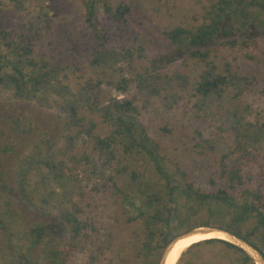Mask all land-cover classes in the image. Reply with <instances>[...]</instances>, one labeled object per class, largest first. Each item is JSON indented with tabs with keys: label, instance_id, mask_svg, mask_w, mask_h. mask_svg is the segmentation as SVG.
<instances>
[{
	"label": "rangeland",
	"instance_id": "1",
	"mask_svg": "<svg viewBox=\"0 0 264 264\" xmlns=\"http://www.w3.org/2000/svg\"><path fill=\"white\" fill-rule=\"evenodd\" d=\"M85 1L0 0L3 27L31 43L34 60L45 62L51 76L50 85L30 100L15 99L10 83L0 85V218L5 227H0V254L7 256L0 258V264H20L16 254H30L37 260L47 254L48 246L30 247V238L23 234L36 224L53 235L65 264L150 262L136 254L144 239L143 226L139 219L130 218L136 216L134 206L143 196L132 186L130 174L152 180V167L143 155L125 153L122 144L96 147L95 137L111 135L112 127L88 107L92 99L86 103L88 78L102 81L100 106L112 98L132 102L134 120L158 143L157 151L171 172L179 168L185 181L210 191L230 184L222 170H236L243 180V185H237V197L246 188L260 190L264 204V27L235 25L231 34H219L214 45L202 47L210 51L216 72L257 77L248 89L234 80L221 96L204 97L194 87L206 64L188 53H177L169 61L163 39L164 32L176 26L199 25L210 0H106L112 8L131 7L127 23L120 25L123 29L105 11L104 0H96L99 30H104L106 40L86 22ZM232 39L236 45L224 43ZM159 56L164 60L158 61ZM122 79L128 80L125 90L115 86ZM70 107L77 112L75 124L69 123ZM91 123L94 128L88 135L85 130ZM246 128L261 130L260 139L244 135ZM44 137L50 147L42 144ZM32 158L37 163L30 165L28 188L33 203H29L19 193L18 172L28 168ZM41 177L46 179L39 188ZM5 185L8 192L1 191ZM116 186L125 194H118ZM9 206L16 210L15 217L4 215ZM75 207L94 228H88L89 238L81 237L79 245L71 248L70 227L61 215ZM178 235L173 231L170 236ZM186 261L241 262L219 243L192 249L180 264Z\"/></svg>",
	"mask_w": 264,
	"mask_h": 264
},
{
	"label": "trees",
	"instance_id": "2",
	"mask_svg": "<svg viewBox=\"0 0 264 264\" xmlns=\"http://www.w3.org/2000/svg\"><path fill=\"white\" fill-rule=\"evenodd\" d=\"M95 1L86 0L84 2L86 22L96 36L105 38L101 34V31L104 30H99L100 23L95 13ZM102 2L105 11L117 23V27L123 29L120 25L127 23L126 16L131 11V7L119 4L112 8L106 0ZM210 2L203 21L199 25L195 27L176 26L165 31L163 39L164 45L167 44L166 47L169 49L168 55L171 56L169 61H174L177 53H188L190 58L206 64L207 68L200 75L199 81L194 87L195 92L204 97L210 94L221 96L234 80L244 82V88L248 89L257 80V77L255 74H251L250 78L252 79L248 76H239L238 78V75L229 73L228 68L226 74L216 72L217 68L214 62L209 59L210 51L202 47L214 45L219 34H231L235 25L244 29L264 27V0H210ZM103 43H100L102 48ZM224 43L236 45V40L232 39ZM31 46V43L23 39L22 36L14 37L0 22V85L4 82L10 83L15 90L13 94L15 99H33L50 85L51 76L47 71V64L42 61L38 63L34 60ZM98 54L99 51L95 49L94 57L97 58ZM162 60H164V56H159L158 61ZM101 83V80L94 78H88L84 82L85 91L89 93L86 97V103L92 99L88 107L98 111L112 127L111 135L104 138L95 137L96 147L110 149L122 144L125 153L143 155L145 162L151 165L154 174L152 180L139 179L135 172L130 174L132 186L143 196L140 205L134 206L136 216L130 218L131 220L139 219L143 226L144 239L136 252L138 257L143 261L149 260L150 262L147 264H158L162 249L173 239L170 236L173 231L180 235L199 226L229 230L249 242L264 256V204L260 190L253 191L246 188L240 192L241 197H237V185H243V180L236 170L227 172L222 170L223 174L229 175L230 184L227 188H217L210 191L195 188L193 183L185 181L184 177L182 178L185 173L179 168L171 172L157 151L158 143L149 137L143 125L134 120L133 113L136 112V107L130 100L112 98L106 105L100 106ZM125 83H128V80L122 79L115 86L125 90L123 85ZM69 110L71 112L69 123L75 124L77 112L74 107H70ZM77 121L80 122V119ZM93 128L94 124L91 123L90 128L85 130L86 133L90 135ZM254 131L250 132L246 128L244 135L253 134V138L259 140L261 130ZM41 142L50 147L49 138L44 137ZM35 148L39 155V146L36 145ZM31 160L33 161L29 162L28 168L20 169L18 172L19 193L29 203H33L28 188L30 165L35 162V159L32 158ZM45 165L50 166L47 162ZM50 168L53 169V166ZM1 173L0 170V176ZM45 179L46 177L40 178L39 188L44 185ZM2 187V192H8L6 185ZM116 192L125 194L117 186ZM49 193L51 194L53 191ZM41 201L44 203L46 199L43 198ZM130 203L132 206L134 205L132 202ZM38 209L41 210V206H38ZM15 212L16 210L9 206L4 210V215L10 213L15 217ZM61 219L70 227L71 239L73 240L71 248L79 245L81 237L89 238L86 232L88 228H94L92 223L80 218L79 209L76 207L72 211L63 212ZM1 226L5 229L3 218H0ZM23 234L30 238V247L44 243L49 248L47 254L38 260L32 259L30 254H16L20 264H65V255L57 248L52 238L53 235L44 226L38 224L30 226L23 231ZM216 243L223 245L227 250H231L233 254H237L239 261H241L240 264H254L241 248L219 238H210L194 243L181 255L177 264H180L184 254H188L192 249ZM4 257H7L6 254H0L1 259L4 260ZM10 257L14 258V254H9L8 258ZM9 263L14 264V262ZM185 264L191 263L186 261ZM232 264L238 263L233 261Z\"/></svg>",
	"mask_w": 264,
	"mask_h": 264
},
{
	"label": "water",
	"instance_id": "3",
	"mask_svg": "<svg viewBox=\"0 0 264 264\" xmlns=\"http://www.w3.org/2000/svg\"><path fill=\"white\" fill-rule=\"evenodd\" d=\"M221 233L226 237L225 241H228L239 248H241L254 262V264H264V256L263 254L254 246H252L249 242L244 240L243 238L237 236L236 234L232 233L229 230H226L224 228H217V227H211V226H200L193 229L188 230L187 232H184L175 238H173L170 243L165 247V249L162 252L161 258L159 260V264H165L166 258L172 248V245L178 240L179 238H182L189 234H210V233ZM216 238V237H213ZM220 239V238H219Z\"/></svg>",
	"mask_w": 264,
	"mask_h": 264
},
{
	"label": "bare ground",
	"instance_id": "4",
	"mask_svg": "<svg viewBox=\"0 0 264 264\" xmlns=\"http://www.w3.org/2000/svg\"><path fill=\"white\" fill-rule=\"evenodd\" d=\"M213 237L226 240V237L223 234L217 233V232L210 233V234L195 233V234H189V235H186L182 238H179L172 245V248H171V250H170V252L166 258L165 264H176L180 254L183 251L187 250L191 245H193L196 242L206 240V239H210Z\"/></svg>",
	"mask_w": 264,
	"mask_h": 264
}]
</instances>
